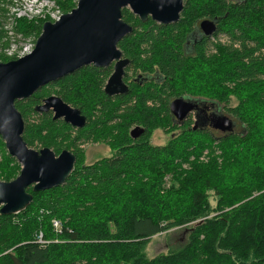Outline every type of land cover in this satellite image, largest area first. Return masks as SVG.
<instances>
[{
  "label": "trees",
  "instance_id": "1",
  "mask_svg": "<svg viewBox=\"0 0 264 264\" xmlns=\"http://www.w3.org/2000/svg\"><path fill=\"white\" fill-rule=\"evenodd\" d=\"M76 1L56 0L62 14ZM121 18L133 28L117 45L128 60L126 93L104 92L112 65H88L14 102L28 147L67 149L76 161L62 185L28 187L23 211L0 214V264H264V0H183L169 24L128 8ZM203 19L215 32L188 42ZM45 21L19 20L15 30L37 38ZM52 94L79 109L85 125L35 111ZM177 97L222 108L240 129L222 133L192 113L176 121L169 104ZM158 129L169 134L163 145L151 143ZM84 143H105L112 154L86 164ZM0 160V180L14 179L20 165L1 137ZM180 228L184 244L147 256V239Z\"/></svg>",
  "mask_w": 264,
  "mask_h": 264
},
{
  "label": "water",
  "instance_id": "2",
  "mask_svg": "<svg viewBox=\"0 0 264 264\" xmlns=\"http://www.w3.org/2000/svg\"><path fill=\"white\" fill-rule=\"evenodd\" d=\"M123 8H128L141 21L150 18L157 24H169L179 19L183 0H77L75 7L58 20L43 22L30 53L0 62V137L7 153L20 165L14 179L0 180V214L23 211L32 200L26 191L28 187L39 192L62 185L76 161V156L67 149L56 155L47 147L35 150L27 146L22 138L24 121L15 107L16 100L28 98L38 88L88 65L97 68L112 65V73L103 88L107 95L124 94L128 90L123 81L128 60L117 44L133 28L122 20ZM198 28L204 37L216 30L214 20L210 19L201 20ZM198 103L177 97L170 102L169 111L176 121L183 122L197 109ZM35 111H50L53 119H62L73 128L86 123L79 109L55 94L43 98ZM218 112L212 117L210 127L222 133L231 132L233 121ZM140 133L142 128L138 126L130 130L133 138Z\"/></svg>",
  "mask_w": 264,
  "mask_h": 264
},
{
  "label": "built area",
  "instance_id": "3",
  "mask_svg": "<svg viewBox=\"0 0 264 264\" xmlns=\"http://www.w3.org/2000/svg\"><path fill=\"white\" fill-rule=\"evenodd\" d=\"M61 15L62 11L58 7L56 0H3L2 7L0 8V22L2 20L3 22L0 23V27L3 28L6 18L7 29L10 30L18 19H27L34 22L46 19L55 21ZM7 34L11 35L10 32ZM7 34L5 35L7 36ZM35 40L34 35L24 37L22 34L13 32L10 40L1 43L0 52L6 58H20L33 50ZM52 225L55 229L59 230V221L52 220ZM37 242L40 244L45 243L41 233L37 235Z\"/></svg>",
  "mask_w": 264,
  "mask_h": 264
},
{
  "label": "rangeland",
  "instance_id": "4",
  "mask_svg": "<svg viewBox=\"0 0 264 264\" xmlns=\"http://www.w3.org/2000/svg\"><path fill=\"white\" fill-rule=\"evenodd\" d=\"M58 7H59V5H58ZM60 10H61V8H60ZM19 20H25L27 22H34V21H29L27 19H18V20H16V23L13 26V28H11L9 30V29H7L8 25H7V18H6V21L3 23V28L0 27V46H1L2 42H5L6 40H10L13 32L16 34H22V33L15 30L16 25H17ZM2 22H3V20H2ZM2 22H0V23H2ZM12 29H13V31H12ZM8 32H10L11 35H8L7 34ZM5 34H7V36ZM22 35L24 37L25 36L28 37V36H31L34 34L31 33L29 35L28 34L27 35L22 34ZM218 39H219L218 41L220 44L227 42L226 36H224L222 34L218 36ZM5 59L7 61H9V60H12L15 58H6V57H4L3 53L0 52V62H7V61H3ZM230 104L231 105L235 104V100L232 99ZM201 105L204 106L205 104L202 103ZM216 108L218 109V111H222V108H220V107H216ZM192 115L193 114H191V116ZM233 124H234L235 130L240 129V127L238 126V123H236L234 120H233ZM217 133H219V132H217ZM168 139H169V134H166L161 129L155 130L151 135V143L154 145H163L168 141ZM79 147L82 150L83 157H84V163H86V164H91L98 159H101L104 157H109L112 154V150L105 143H84V144L79 145ZM217 153H218V151H217ZM205 158H206V154H205V152H203L201 154V156L199 157V159L204 161ZM190 159H193V158H190ZM51 224H52V222H51ZM61 226H62V224L60 222L59 229H61ZM52 227H53V225H52ZM53 229L57 230L54 227H53ZM183 229L184 228L173 229V230H170L167 232H161V233H158V234L150 237L149 239H147L146 246H145L147 256L153 257L157 253L165 252L166 250H168L171 247L181 246L182 244H184L183 241L180 242L181 239L184 238L183 234H182ZM56 232H59V231L57 230Z\"/></svg>",
  "mask_w": 264,
  "mask_h": 264
},
{
  "label": "flooded vegetation",
  "instance_id": "5",
  "mask_svg": "<svg viewBox=\"0 0 264 264\" xmlns=\"http://www.w3.org/2000/svg\"><path fill=\"white\" fill-rule=\"evenodd\" d=\"M203 34L199 30L198 26L196 29L193 30V32L190 33L188 42L191 41L192 43L195 42L198 38H200ZM211 37V36H210ZM197 109H195L193 114V120H195L197 123H202L205 127H210V121L212 117H214V114H219L218 110H214L215 106L208 104L202 100H198ZM204 103L205 105L202 106L201 104ZM235 128V127H234ZM184 237V235H183ZM183 241V238L180 242Z\"/></svg>",
  "mask_w": 264,
  "mask_h": 264
},
{
  "label": "bare ground",
  "instance_id": "6",
  "mask_svg": "<svg viewBox=\"0 0 264 264\" xmlns=\"http://www.w3.org/2000/svg\"><path fill=\"white\" fill-rule=\"evenodd\" d=\"M118 45V44H117Z\"/></svg>",
  "mask_w": 264,
  "mask_h": 264
}]
</instances>
